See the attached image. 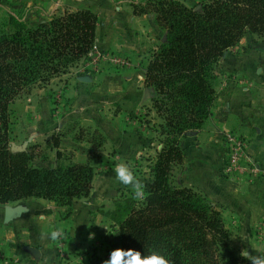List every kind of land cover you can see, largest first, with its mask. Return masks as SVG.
Listing matches in <instances>:
<instances>
[{
    "label": "trees",
    "instance_id": "1",
    "mask_svg": "<svg viewBox=\"0 0 264 264\" xmlns=\"http://www.w3.org/2000/svg\"><path fill=\"white\" fill-rule=\"evenodd\" d=\"M134 10L154 14L166 33L145 73L164 139L146 200L120 224L121 248L158 249L173 264H252L230 246L221 211L192 188L175 187L172 177L184 163L182 137L200 129L212 113L221 59L247 32L264 39V0H206L192 6L148 0ZM98 22L90 10L65 12L34 28L14 18V30L0 35V205L38 198L61 209L90 196L95 178L90 162L38 168L31 152L11 151V105L88 56ZM57 157L62 158L61 151Z\"/></svg>",
    "mask_w": 264,
    "mask_h": 264
},
{
    "label": "crops",
    "instance_id": "2",
    "mask_svg": "<svg viewBox=\"0 0 264 264\" xmlns=\"http://www.w3.org/2000/svg\"><path fill=\"white\" fill-rule=\"evenodd\" d=\"M13 3L18 10L23 0L18 3L13 0ZM114 4L115 0H84L82 3L79 0H45L46 20L66 12V9L71 12H94L99 19L95 45L121 53L131 61V67L122 73L125 81L121 82L120 88L123 90L125 87V93L114 96L108 95L112 89L104 81L110 78L105 74L75 75L69 80V85L62 92L61 110H75L73 113H77L78 107L73 109L77 104L74 102L80 100L81 110H86L82 111L81 125L96 126L106 138L92 192L89 197L75 201L66 218L62 217L63 212L54 209L55 203L48 200H45V212L33 211L30 200H43L38 198L17 202L25 204L30 213H25V217L13 223H5L4 211H0V264H59L69 262L71 257L81 264H100L93 256L94 252L112 244L113 249L121 248L120 238L114 240L110 235L113 233L114 201L121 187L115 179L114 167L121 160L130 164L140 155L144 159L155 148L136 135L138 126H116L105 113L95 114L90 110L102 112L116 106L115 102L121 104L127 114L140 108L141 97L143 99L147 87L143 76L142 84L136 78L141 69L145 73L150 55L164 40L166 33L156 24L154 14L136 15L133 4ZM102 12L105 15L101 17ZM226 54L217 68L219 85L210 117L200 129L188 132L181 139L185 177L188 186L212 189L224 203L234 200L241 231L249 235L254 233V237L249 236L252 247L249 254L251 257L264 256V233L257 232L254 227L264 215V182L249 186L248 183L224 177L222 171L226 156L223 136L233 132L245 138L247 152L259 164L260 173L264 174V40L247 32L239 45ZM69 122L71 119L60 117L58 123L45 130L46 140H51L54 132L64 131ZM66 142L67 136H64L55 153L63 152ZM69 145L74 161L87 162L88 153L92 150L88 143L71 140ZM160 150L161 145L157 147V152ZM53 165L51 160L50 166ZM36 217L42 221L37 223ZM58 227L64 230L63 238L52 241L43 235Z\"/></svg>",
    "mask_w": 264,
    "mask_h": 264
},
{
    "label": "rangeland",
    "instance_id": "3",
    "mask_svg": "<svg viewBox=\"0 0 264 264\" xmlns=\"http://www.w3.org/2000/svg\"><path fill=\"white\" fill-rule=\"evenodd\" d=\"M18 1L19 0H14V2L16 3H18ZM79 1L82 3V1L84 0ZM146 1L148 0H115L114 5L116 6L117 4L118 6H120L124 5L125 3H129L140 7V5H144ZM178 1L188 6H192V4L194 3L203 2L206 0ZM14 4L15 3H13V0H2L0 2V35L9 34L14 30V18L20 19L31 28L38 27L41 24L51 20L45 19V0H23V3L19 4L20 7L18 10L13 7L15 6ZM66 12L71 11H68V9H66ZM64 13L65 12H61L59 14L53 15L52 17L60 16ZM100 15L102 17L105 15V13L102 12L100 13ZM151 57L152 54L149 57V61ZM130 64L131 61H128L127 58L121 53L112 50H104L99 47V45H94L92 53L86 56L68 73L61 75L60 77H62V79L56 78V80L54 79L55 81H52L51 84L47 87L35 86L29 92H25L11 105V146L16 145L21 147L24 145V143L29 141L27 151L31 152L33 155L32 165L38 168H51L56 167L60 164L66 165L69 163H82L74 161L72 150H68V148L70 147L69 144L71 143V140H76L81 143H88V146L91 147L92 150L88 153L87 162H90L92 164L95 169L96 175L97 171L99 170L98 167L100 166L102 158L101 151L106 144V138L96 126L91 125L86 127L81 125L83 116L82 111L86 110H81L80 105L82 104V102L80 100H78V102H74L77 104L73 109H77L78 107L77 113H73V111L75 110H61L60 105L62 92L69 85V80L72 79L75 75L94 76L105 74L110 78L104 81H106V84L108 86L110 85L109 87L110 89H112H109L110 91L108 92V95L114 96L117 93H125V87L123 90L120 88L122 86L121 82H123V80L125 81V79L122 77V73H125L131 67ZM139 72L140 73L138 75V78L136 79L142 84V78H145L146 70L145 73L142 69ZM120 74L121 76H119ZM146 89L143 99L141 97L142 104L140 108L130 111V113L128 114L127 110L126 113H124L125 111L121 108V104H118L116 102L114 103L116 106L113 105L109 107L108 110L104 109L102 110V112L99 110L90 111L91 113L95 114L105 113L107 119L111 118L116 126H124L123 128H127L128 125L133 127L138 126L137 134H135L137 136L143 137V139H145L149 144L153 145L155 151L149 152L148 157H145L143 159V155H140L136 160L130 162L133 170L135 171V174L144 182L147 191V185L152 181L151 168L155 163L157 155L159 153L157 152V147L161 145L162 149L163 145L161 142L164 138L161 136V125L163 124V121L158 116L156 110L153 107V103L151 101V92H149V95L146 96ZM61 111L63 113L62 115H60ZM118 114H120L119 118L117 117ZM60 117L62 119H71V122H69V124L64 128L66 134H64L63 130L60 132H54L52 134V139L47 141L45 138V130L53 126L55 123H58V119ZM123 117L124 119L122 120ZM117 118L118 121L116 122ZM64 136H67L68 142H66L65 144L64 151L62 152V158L58 159V151L55 153V149L61 146L62 138ZM55 140L59 141L58 147H55ZM51 160L54 161L53 166H50ZM224 177L226 176L224 175ZM249 180V186L254 184L260 185V182H264V174L259 173L253 180L251 178ZM172 184L178 188H192L196 192L202 194L209 203H211L214 207L221 211V213L224 214L225 224L231 232V236L229 239L230 246L235 250L239 257L250 259L251 255L247 257L242 256L241 253L244 252L245 249H247V253H251L252 247L250 244L249 236L254 237V233H251V235H249V233H245L244 230L241 231L242 228L240 229L239 212L236 209L237 207L233 205L234 200L230 199V201H227L228 203H224L221 197H218V193L212 189H203L201 187L194 188L191 187V184H189L188 186L185 177L184 165L176 168L172 177ZM261 198H263V196ZM30 203L32 205L33 211L41 210L45 212V200H30ZM140 203L141 202H138L133 198L132 189L130 188V186L121 184V187L118 189V195L114 201V208L112 213L113 224L111 226V232L113 233H110V235L114 237V240H117V238L119 237L120 233H118V231L120 232L121 222L130 213L131 209L138 207ZM18 205L25 206L28 209V214L30 213L29 208L23 203L9 204V206L12 207ZM0 209V211L3 212L5 206H1ZM54 209L59 211L60 213L63 212V218L68 217L71 210V208L67 207L58 209L56 205ZM24 215L22 216V218L25 217ZM41 221L42 220L36 217L37 223H40ZM254 227L257 232L264 233V215L260 218L259 222L254 225ZM64 247L65 246H63V248ZM112 249L113 244L112 246L109 245V247H107L106 249L103 248L101 250H98L97 253L93 251V256H96L98 258V263L104 264V261L109 259L108 254L111 253ZM67 252L72 253L71 250H67ZM66 257L67 256L64 255L65 259ZM71 263L81 264L79 262H75L74 257H71L69 259V262L64 261L60 262L59 264Z\"/></svg>",
    "mask_w": 264,
    "mask_h": 264
},
{
    "label": "clouds",
    "instance_id": "4",
    "mask_svg": "<svg viewBox=\"0 0 264 264\" xmlns=\"http://www.w3.org/2000/svg\"><path fill=\"white\" fill-rule=\"evenodd\" d=\"M114 176L121 184L130 186L132 196L136 201L143 202L146 200L148 195L146 186L126 160H121L115 165ZM43 235L52 241H56L64 237V230L62 227H58L43 233ZM241 255L247 256V249ZM250 259L252 264H264V256H252ZM104 264H173V262L165 252L158 249L141 252L134 248H116L111 251L109 259L104 261Z\"/></svg>",
    "mask_w": 264,
    "mask_h": 264
},
{
    "label": "built area",
    "instance_id": "5",
    "mask_svg": "<svg viewBox=\"0 0 264 264\" xmlns=\"http://www.w3.org/2000/svg\"><path fill=\"white\" fill-rule=\"evenodd\" d=\"M92 51L89 53V55ZM226 156L223 165L224 175L236 182L250 183L261 172L259 164L246 150V141L233 132L225 133Z\"/></svg>",
    "mask_w": 264,
    "mask_h": 264
},
{
    "label": "water",
    "instance_id": "6",
    "mask_svg": "<svg viewBox=\"0 0 264 264\" xmlns=\"http://www.w3.org/2000/svg\"><path fill=\"white\" fill-rule=\"evenodd\" d=\"M226 55L227 54H225L224 57ZM82 80L84 81V79H82ZM149 92H150L149 89H146V96L149 95ZM28 143H29V141L24 143V145L21 147L16 146V145H12L11 151L15 154L20 153V152H26L27 147H28ZM25 213H28V209L25 206L18 205V206L12 207V206L6 205L5 209H4V221L7 224L12 223L13 221L21 219ZM249 255L250 254L247 253V257Z\"/></svg>",
    "mask_w": 264,
    "mask_h": 264
}]
</instances>
